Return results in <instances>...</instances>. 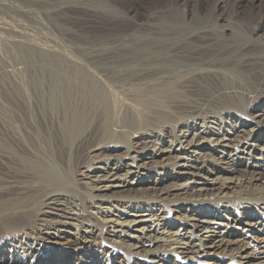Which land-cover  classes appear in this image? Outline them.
Masks as SVG:
<instances>
[{
  "label": "bare ground",
  "instance_id": "bare-ground-1",
  "mask_svg": "<svg viewBox=\"0 0 264 264\" xmlns=\"http://www.w3.org/2000/svg\"><path fill=\"white\" fill-rule=\"evenodd\" d=\"M122 1L30 0L0 264H264V0Z\"/></svg>",
  "mask_w": 264,
  "mask_h": 264
},
{
  "label": "rangeland",
  "instance_id": "rangeland-1",
  "mask_svg": "<svg viewBox=\"0 0 264 264\" xmlns=\"http://www.w3.org/2000/svg\"><path fill=\"white\" fill-rule=\"evenodd\" d=\"M151 1L152 0H141V2L144 3V5L147 4V5H150V7L152 5ZM165 1H167V0H165ZM168 1L170 2V5H169L170 8L165 9V11L172 10L173 9L172 7L176 6L174 4H178L177 0H168ZM215 1L218 2V6L216 8H211L212 12L209 10L210 11L209 15H211L210 17L212 19L216 17L217 13H221V9H220L219 5L222 4L223 2L227 1V0H215ZM123 3H124V1H122V0H121V2H118V3L112 2V3H110L111 4L110 6L114 5L116 7L118 5L116 8H118V9L120 8L119 10L121 11V10H123V8L125 10L126 7H128L130 3L132 4V2H130L127 5L125 3L124 4ZM31 9L35 10L34 7L30 6V0L29 1L28 0H0V72H1V69L3 68L4 64L9 63V62L12 63L21 57L24 58V56H25V58L28 57V54L26 53V51H23V49H21V47H19L20 45H18L17 42H18V40H23V38L18 37V35H21L20 32L23 33V31H24L23 34H25L29 37L31 35H34V33L32 32V28L30 27V24H31L30 19H29V17H27V14L31 11ZM159 11H160L159 9L158 10L152 9L151 12H152V15L155 16L156 13ZM213 14H214V16H213ZM152 15H151V19H153ZM40 17L43 18L42 14H40ZM17 18H18V20H17ZM90 26L94 27V26H92V24ZM40 29H41V31L37 30L38 33H41V32L46 33V34H48V36L52 37V33L50 32V30H47L44 28H40ZM95 30H96V28H95ZM25 31H27V32H25ZM1 66H2V68H1ZM149 187H150V184L148 183L145 185V187L143 186L142 188H149ZM138 189H139V187L136 190H138ZM136 193H139V192L135 191L131 194L135 195ZM119 195L120 196H123V195L127 196L128 194L127 193H124L122 195L118 194L117 196H119ZM103 244H104L103 247L110 245L108 242H103ZM0 250H1V247H0ZM120 259H122L120 257V255L116 256L117 261H120ZM59 260H61V259H59Z\"/></svg>",
  "mask_w": 264,
  "mask_h": 264
}]
</instances>
